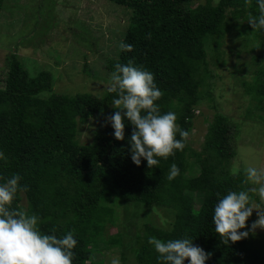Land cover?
I'll return each mask as SVG.
<instances>
[{"label": "trees", "instance_id": "16d2710c", "mask_svg": "<svg viewBox=\"0 0 264 264\" xmlns=\"http://www.w3.org/2000/svg\"><path fill=\"white\" fill-rule=\"evenodd\" d=\"M105 1L130 10L121 42L133 45L130 52L119 48L115 59L108 61L109 77L115 65L129 62L151 71L163 92L157 101L161 112H175L176 122L188 132L203 100L212 104L209 61L214 60L216 68L223 66L222 44L232 40L251 52L264 49V31L247 23L249 15H259L256 0ZM4 10L9 6L0 0V19ZM18 57L16 53L5 57L0 79V151L7 157L0 162V176L21 177L19 183L27 190L17 193L12 207L36 214L41 232L58 237L74 233L73 264H86L101 253L98 240L113 227L120 228L112 238L115 245L125 240L116 245L122 263L128 254L134 264H160L149 237L164 241L186 237L211 254L206 264H264V248L254 232L225 245L212 224V209L229 190L248 191L260 205L256 188L243 171L231 170L236 150L225 117L214 115L199 152L186 140L182 151L159 158L157 166L148 168L142 160L137 167L127 143L133 126L127 122L124 140L114 139L107 121L98 124L89 142L79 140L81 125L101 121V115L115 110L114 92L104 90L101 97L56 94L48 73L30 77ZM241 85L264 113V70L255 72L252 84ZM173 163L180 174L170 181ZM159 211L168 218L161 226L152 220ZM137 218L133 235L128 225ZM253 221L252 213L245 230Z\"/></svg>", "mask_w": 264, "mask_h": 264}, {"label": "rangeland", "instance_id": "374dc122", "mask_svg": "<svg viewBox=\"0 0 264 264\" xmlns=\"http://www.w3.org/2000/svg\"><path fill=\"white\" fill-rule=\"evenodd\" d=\"M6 3L9 11H2L0 19V79L3 69L5 72V57L16 53L30 77L42 71L49 74L52 91L56 94L96 97L104 94L111 84L106 66L119 50L131 14L129 9L105 0H6ZM219 51L223 66L216 68L214 60L209 61L214 77L209 80L213 101L207 106V100H203L195 110L187 138L189 146L196 152L201 150L208 127L214 115L219 114L231 126V143L236 150L232 172L243 171L246 176L245 170L250 166L264 171V121L258 117H264V113L257 110L256 102L245 94L241 85V82L252 84L255 72L260 68L264 70V49L251 52L226 40ZM237 52L239 56L235 55ZM254 57L259 58L258 62H253ZM111 110L101 115V121L94 119L81 125L79 140L89 142L98 124L107 121L115 111ZM248 113L252 117H246ZM251 184L256 189L259 187ZM258 198L260 207L264 208V200L259 195ZM253 215L256 220L255 210ZM166 216L159 211L152 220L161 226L168 219ZM137 222L138 218L128 225L133 235ZM122 231L127 239L128 232ZM118 232L120 228H107L97 241L102 252L87 259L86 264H110L114 256L119 258L117 246L123 245L125 240L115 245L112 238L116 239ZM254 233L264 248V229L257 228ZM105 246L112 249L105 251ZM133 262L127 254L126 261L120 264Z\"/></svg>", "mask_w": 264, "mask_h": 264}, {"label": "clouds", "instance_id": "9594fccd", "mask_svg": "<svg viewBox=\"0 0 264 264\" xmlns=\"http://www.w3.org/2000/svg\"><path fill=\"white\" fill-rule=\"evenodd\" d=\"M256 4L259 15H249L247 23L253 30L264 31V0H256ZM132 47L124 42L119 44L122 51L130 52ZM110 81L107 91L116 94L112 99L115 111L107 122L117 141L124 140L125 122L133 126L127 143L134 165L140 166L143 160L148 168H152L160 163L159 158L167 159L184 149L189 132L180 128L175 112H161L157 101L163 92L157 87L151 71L131 62L117 64L110 74ZM6 161L7 157L0 151V162ZM245 171L247 179L259 185L256 192L264 200V171L252 166ZM179 174L176 164H171L168 180ZM20 180L18 174L10 178L0 176V264H73L77 240L71 230L61 237L54 232L45 234L38 227L36 214L12 207L17 193L27 190ZM254 210L257 218L245 230L246 221ZM211 219L215 233L228 245L248 238L257 228L264 229V208L252 201L248 191L229 190L216 201ZM148 243L158 254L160 264H185V261L187 264H206L211 256L193 244L191 238L164 241L149 237ZM110 264H120L119 258L114 256Z\"/></svg>", "mask_w": 264, "mask_h": 264}]
</instances>
